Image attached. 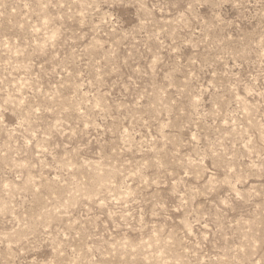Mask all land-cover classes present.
I'll return each mask as SVG.
<instances>
[{
    "label": "rangeland",
    "instance_id": "rangeland-1",
    "mask_svg": "<svg viewBox=\"0 0 264 264\" xmlns=\"http://www.w3.org/2000/svg\"><path fill=\"white\" fill-rule=\"evenodd\" d=\"M0 264H264V0H0Z\"/></svg>",
    "mask_w": 264,
    "mask_h": 264
}]
</instances>
